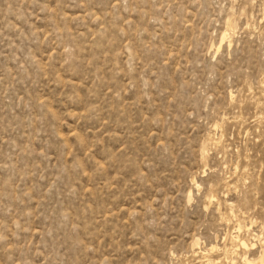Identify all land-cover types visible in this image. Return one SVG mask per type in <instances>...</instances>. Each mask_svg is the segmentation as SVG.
<instances>
[{"label": "rangeland", "instance_id": "1", "mask_svg": "<svg viewBox=\"0 0 264 264\" xmlns=\"http://www.w3.org/2000/svg\"><path fill=\"white\" fill-rule=\"evenodd\" d=\"M245 251H264V0H0V264Z\"/></svg>", "mask_w": 264, "mask_h": 264}, {"label": "bare ground", "instance_id": "2", "mask_svg": "<svg viewBox=\"0 0 264 264\" xmlns=\"http://www.w3.org/2000/svg\"><path fill=\"white\" fill-rule=\"evenodd\" d=\"M227 37V35L225 36ZM225 40V38H224ZM240 225V224H239ZM239 229L241 228V226L238 227ZM234 240L236 241L237 245L242 246L243 249H246L248 247V242L247 240H245L244 238H241L239 235L235 236ZM217 246H211L208 250H207V254L208 252H213L214 249H216ZM239 250V249H238ZM241 250V249H240ZM261 256H259L256 259H251L250 257H248L246 251L245 253L242 255V262L243 264H264V251L262 252V254H260ZM207 261V260H206ZM210 263H213V261H209Z\"/></svg>", "mask_w": 264, "mask_h": 264}]
</instances>
